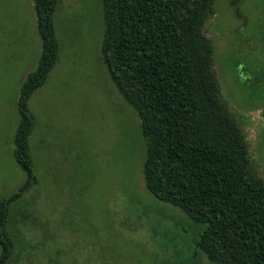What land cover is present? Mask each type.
Wrapping results in <instances>:
<instances>
[{"label": "rangeland", "instance_id": "rangeland-1", "mask_svg": "<svg viewBox=\"0 0 264 264\" xmlns=\"http://www.w3.org/2000/svg\"><path fill=\"white\" fill-rule=\"evenodd\" d=\"M30 0H0V199L24 175L12 158L19 87L40 52ZM57 57L28 99L37 183L10 207L5 264H210L194 227L143 186L139 119L100 62V0H56ZM218 111L241 129L264 182V0H214L206 25Z\"/></svg>", "mask_w": 264, "mask_h": 264}, {"label": "trees", "instance_id": "trees-1", "mask_svg": "<svg viewBox=\"0 0 264 264\" xmlns=\"http://www.w3.org/2000/svg\"><path fill=\"white\" fill-rule=\"evenodd\" d=\"M40 41L36 65L15 101L12 158L24 175L0 199V264L14 247L10 207L37 179L28 138V99L55 64L56 0H30ZM100 62L113 88L139 119L143 186L194 227L192 250L210 264H264V182L250 170L244 135L218 111L206 25L214 0H100ZM255 82L264 79L247 73Z\"/></svg>", "mask_w": 264, "mask_h": 264}]
</instances>
